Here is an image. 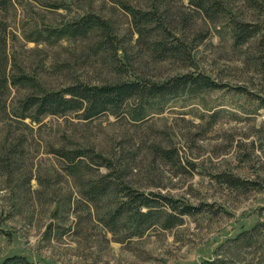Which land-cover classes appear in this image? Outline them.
Returning <instances> with one entry per match:
<instances>
[{"label": "rangeland", "instance_id": "rangeland-1", "mask_svg": "<svg viewBox=\"0 0 264 264\" xmlns=\"http://www.w3.org/2000/svg\"><path fill=\"white\" fill-rule=\"evenodd\" d=\"M1 1L0 264L14 256L36 264H264V226L253 240L230 242L264 223V0H208L221 5L208 14L191 0ZM123 5L154 15L143 38ZM90 15L107 23L109 37L68 29ZM234 22L260 32L238 45ZM156 41L183 44L185 54L161 58ZM188 73L221 86L145 106L130 100L91 120L71 112L36 122L19 109L41 89ZM24 75L40 88L13 85ZM73 151L82 153L75 172L61 157ZM227 176L250 185L235 188ZM101 181L110 194L94 197ZM128 189L204 207L172 229L154 222L138 230L133 212L111 217Z\"/></svg>", "mask_w": 264, "mask_h": 264}, {"label": "trees", "instance_id": "trees-1", "mask_svg": "<svg viewBox=\"0 0 264 264\" xmlns=\"http://www.w3.org/2000/svg\"><path fill=\"white\" fill-rule=\"evenodd\" d=\"M3 4L6 0L1 1ZM211 1L208 0H191V4L204 13L210 11L220 12V3L217 1L210 5ZM1 6V5H0ZM215 6V10L213 9ZM123 9L132 15L135 20L136 26L140 37L143 38L152 21L154 15L149 12H143L123 5ZM165 27L164 24H161ZM78 29L81 31L90 32L99 30L102 37H107L106 31L108 29L107 23L101 18L90 15L80 19L78 22L68 26V29ZM233 28L236 32V43L239 45L246 44L255 35L260 32L258 26L251 27L234 22ZM145 29V30H144ZM168 32V29L165 28ZM147 34V33H146ZM109 37V36H108ZM107 42V41H106ZM153 49L161 58H176L182 56L183 44L175 45L170 43H161L156 41ZM6 81V79H4ZM13 85L27 86L31 85L35 88H40L34 79L28 76L12 78ZM221 85H218L214 80L204 74H183L172 77L163 82H149V81H135V82H120L104 86L90 87L83 84L74 85L67 89L57 92L46 91L41 89L38 93L28 95L23 101L19 103V109L22 118H31L36 122L39 118L44 116H58L65 115L71 112L81 113L84 120H91L102 114L110 112L117 114L121 109L130 101L137 100L145 104H150L157 99H165L167 97H178L186 93H201L204 91L215 90ZM3 87H0V90ZM264 106V99H262ZM134 116V120L138 121L144 118L143 113ZM30 116V117H29ZM82 153L73 151L70 153H62L61 157L71 162L70 170L75 172L79 163H75L78 158H81ZM165 157V156H164ZM81 160V159H79ZM104 180V179H102ZM226 181L235 188L247 189L250 185L249 182L237 179L234 177H226ZM101 181L93 185L91 194L94 197H101L110 194V185ZM123 199L117 203V208L112 214V221H117L125 214L133 212L135 225L138 230L145 228L154 222H159L161 226L166 229H172L183 222L184 217L193 216L203 210L204 206L194 207L189 204H184L178 200H174L167 196L158 193H143L133 189H128V193ZM264 223L258 224L251 231H246L239 234L235 239H232L234 245L244 243L245 241L253 240V237L259 232ZM218 260L208 261L205 264H219ZM2 264H36L30 262L25 257L14 256L7 258Z\"/></svg>", "mask_w": 264, "mask_h": 264}]
</instances>
